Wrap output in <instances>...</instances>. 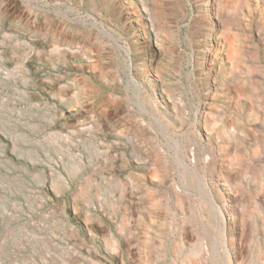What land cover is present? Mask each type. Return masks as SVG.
<instances>
[{"label":"rangeland","instance_id":"rangeland-1","mask_svg":"<svg viewBox=\"0 0 264 264\" xmlns=\"http://www.w3.org/2000/svg\"><path fill=\"white\" fill-rule=\"evenodd\" d=\"M0 264H264V0H0Z\"/></svg>","mask_w":264,"mask_h":264}]
</instances>
